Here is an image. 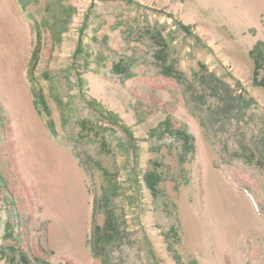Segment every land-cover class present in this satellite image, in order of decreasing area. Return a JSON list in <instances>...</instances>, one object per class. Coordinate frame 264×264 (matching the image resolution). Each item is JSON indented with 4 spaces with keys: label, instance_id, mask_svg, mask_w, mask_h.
Returning <instances> with one entry per match:
<instances>
[{
    "label": "rangeland",
    "instance_id": "obj_1",
    "mask_svg": "<svg viewBox=\"0 0 264 264\" xmlns=\"http://www.w3.org/2000/svg\"><path fill=\"white\" fill-rule=\"evenodd\" d=\"M0 264H264V0H0Z\"/></svg>",
    "mask_w": 264,
    "mask_h": 264
},
{
    "label": "trees",
    "instance_id": "obj_2",
    "mask_svg": "<svg viewBox=\"0 0 264 264\" xmlns=\"http://www.w3.org/2000/svg\"><path fill=\"white\" fill-rule=\"evenodd\" d=\"M36 36V40L38 39L37 34ZM155 38L157 39V43H158V51L156 53L153 54V59L154 62L158 65H160L161 67H163V69H161V75L172 78L176 81V78L179 77V74L176 73L175 69H174V64H172L171 62H168V56L166 54V43L163 41L162 42V38L159 37L156 33H155ZM38 48L37 46L33 49L31 56H30V62H32V65L34 66L36 63L35 57L38 55ZM115 70L117 71L118 75H127V73H125V65L121 64H116L114 65ZM147 181H149L151 184L157 186L160 182V179L158 178H154L151 176H147Z\"/></svg>",
    "mask_w": 264,
    "mask_h": 264
}]
</instances>
